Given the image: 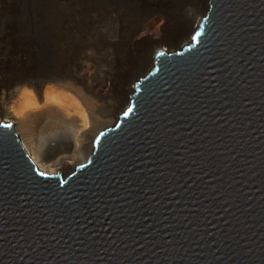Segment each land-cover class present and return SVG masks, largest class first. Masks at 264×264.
I'll list each match as a JSON object with an SVG mask.
<instances>
[{
  "label": "water",
  "instance_id": "water-1",
  "mask_svg": "<svg viewBox=\"0 0 264 264\" xmlns=\"http://www.w3.org/2000/svg\"><path fill=\"white\" fill-rule=\"evenodd\" d=\"M126 96L67 174L0 121V264H264V0H205Z\"/></svg>",
  "mask_w": 264,
  "mask_h": 264
},
{
  "label": "bare ground",
  "instance_id": "bare-ground-1",
  "mask_svg": "<svg viewBox=\"0 0 264 264\" xmlns=\"http://www.w3.org/2000/svg\"><path fill=\"white\" fill-rule=\"evenodd\" d=\"M17 1L8 3L10 18L0 20V121L14 122L41 171L63 174L85 162L94 134L127 106L131 82L148 67L151 54L185 40L205 5L38 0L34 19L19 23L13 18ZM72 39L77 48L67 58L63 48L74 46L67 42ZM135 65L141 70L132 73Z\"/></svg>",
  "mask_w": 264,
  "mask_h": 264
},
{
  "label": "rangeland",
  "instance_id": "rangeland-1",
  "mask_svg": "<svg viewBox=\"0 0 264 264\" xmlns=\"http://www.w3.org/2000/svg\"><path fill=\"white\" fill-rule=\"evenodd\" d=\"M3 1L0 2V5H1L0 6V20H3V19H7L8 20V18H10V14H9V11L7 10V6H8V3L10 2V0H5V3L3 4L4 7L2 6ZM48 2H49V0H48ZM37 3H38V0H18L17 1V7H16L17 10L15 11L13 18H15V20L17 22H19V23H24L27 20L34 19V17L36 16V11L34 9L37 8ZM195 25H196V22L194 23V27H195ZM191 32L188 33V35H187L185 40H182V38H181V39H178L177 40L178 42L176 41V43H174V45H172V46L164 45V47H168V48H172V49L176 48V44H178V43H182L183 44V43L186 42V40L188 39V37H189ZM184 37H185V35H184ZM81 39L82 40H80V42L82 44L83 43V38L81 37ZM67 42L68 43H72L73 42V44H74V46L73 45L72 46H67V44H66V47L64 46V48H63V50L65 51L66 55L69 53L67 55V58H70V56L75 52V50L77 48L76 44H78V42H75L73 39H72V41L68 40ZM150 48H153V47L150 46ZM152 57H153V53L151 54V58ZM135 66H133L131 68V72L132 73L136 71V68L138 70H141L140 66L139 67L138 66L135 67ZM145 69H147V68H145ZM145 69L143 71H141L138 76L142 75L145 72ZM132 73H130V74H132ZM132 83H133V81L131 82V84ZM112 117H113V114L110 115L109 119H111Z\"/></svg>",
  "mask_w": 264,
  "mask_h": 264
},
{
  "label": "snow or ice",
  "instance_id": "snow-or-ice-1",
  "mask_svg": "<svg viewBox=\"0 0 264 264\" xmlns=\"http://www.w3.org/2000/svg\"><path fill=\"white\" fill-rule=\"evenodd\" d=\"M129 111H131V109H129Z\"/></svg>",
  "mask_w": 264,
  "mask_h": 264
}]
</instances>
